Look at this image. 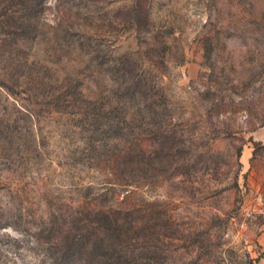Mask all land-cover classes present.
Wrapping results in <instances>:
<instances>
[{
	"label": "rangeland",
	"instance_id": "1",
	"mask_svg": "<svg viewBox=\"0 0 264 264\" xmlns=\"http://www.w3.org/2000/svg\"><path fill=\"white\" fill-rule=\"evenodd\" d=\"M264 0H0V264H264Z\"/></svg>",
	"mask_w": 264,
	"mask_h": 264
},
{
	"label": "built area",
	"instance_id": "2",
	"mask_svg": "<svg viewBox=\"0 0 264 264\" xmlns=\"http://www.w3.org/2000/svg\"><path fill=\"white\" fill-rule=\"evenodd\" d=\"M246 215L249 219L257 216L264 217V189L257 192L256 196L249 200V207L246 209Z\"/></svg>",
	"mask_w": 264,
	"mask_h": 264
},
{
	"label": "crops",
	"instance_id": "3",
	"mask_svg": "<svg viewBox=\"0 0 264 264\" xmlns=\"http://www.w3.org/2000/svg\"><path fill=\"white\" fill-rule=\"evenodd\" d=\"M256 139L263 142L264 144V126L260 130L257 131Z\"/></svg>",
	"mask_w": 264,
	"mask_h": 264
}]
</instances>
